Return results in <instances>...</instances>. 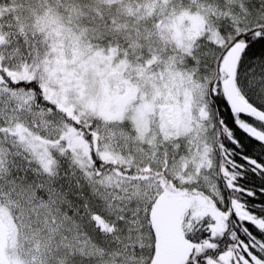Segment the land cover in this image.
I'll return each instance as SVG.
<instances>
[{"label": "snow or ice", "instance_id": "obj_1", "mask_svg": "<svg viewBox=\"0 0 264 264\" xmlns=\"http://www.w3.org/2000/svg\"><path fill=\"white\" fill-rule=\"evenodd\" d=\"M0 264H264V0H0Z\"/></svg>", "mask_w": 264, "mask_h": 264}]
</instances>
